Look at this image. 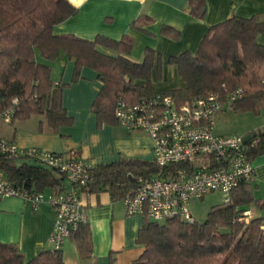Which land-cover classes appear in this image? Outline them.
<instances>
[{"label":"trees","instance_id":"16d2710c","mask_svg":"<svg viewBox=\"0 0 264 264\" xmlns=\"http://www.w3.org/2000/svg\"><path fill=\"white\" fill-rule=\"evenodd\" d=\"M189 13L202 18L205 0H188ZM78 8L69 0H0V114L12 110L9 123L38 118L50 133L71 126L73 119L62 104L64 82H54L50 63L60 55L74 64L71 81L82 67L96 72L101 87L92 103L98 124H117L114 115L120 99L136 103L154 94L151 73L155 64L160 77L159 57L146 48L140 61L130 59L133 39L124 35L114 40L102 35L84 39L72 34H55L54 27L74 16ZM152 18L144 15L131 23L147 32ZM163 34L171 33L164 25ZM264 33V14L249 18L232 16L212 25L196 52L169 57L177 67L183 87L164 91L178 104L212 91L242 89L234 112L259 114L264 108V45L257 36ZM37 56L43 60L38 61ZM224 84V88L222 85ZM15 100V101H14ZM0 122H2L0 120ZM4 123V122H2ZM41 131V130H40ZM245 145L249 160L264 154V128L251 130ZM22 160L15 164L14 160ZM0 170L10 183L31 191H60L65 177L57 170L29 158L0 155ZM153 162L120 159L89 168L80 193L106 191L113 200L132 192L139 180L159 174ZM251 206L264 210V201L254 195L252 182L234 189L230 201L212 208L203 222L170 219L157 222L145 217L137 236L143 253L132 264H264V214L245 221ZM242 218V219H240ZM84 264H90L92 242L86 223L71 235ZM0 264H66L60 249L43 250L26 261L11 243L0 242ZM109 264H116L113 257Z\"/></svg>","mask_w":264,"mask_h":264},{"label":"crops","instance_id":"0c3cea01","mask_svg":"<svg viewBox=\"0 0 264 264\" xmlns=\"http://www.w3.org/2000/svg\"><path fill=\"white\" fill-rule=\"evenodd\" d=\"M69 1L78 11L56 25L54 33L72 34L89 40L97 35L114 40L124 35L132 37L130 59L140 61L146 48L152 49L159 57V79L156 76V64L151 73V88L154 92L183 87L177 67L169 63L168 59L185 51L196 52L212 25L232 16L249 18L264 14V0H205L206 13L202 18L189 13L188 0ZM144 15L152 18V22L145 25L147 32L132 28V21ZM164 25L172 28L175 37L171 33L166 35L161 32ZM257 42L264 45V33L257 36ZM55 65L58 67L54 82L68 84L62 90V104L73 119V124L60 127L59 132L53 134L40 118H32L15 126L0 122V136L25 148L37 147L50 152L76 149L91 167L120 159L152 162V140L147 133L129 132L118 124H98L91 107L101 87L96 72L82 67L80 77L72 82L73 62L62 57L56 60ZM227 115L218 113L216 120ZM250 163L255 172L252 181L254 195L264 201V154L254 157ZM49 191L52 190L44 192ZM79 197L92 242L90 264H109L111 257L116 264H132L142 255L143 246L138 243L137 236L145 216L126 214L122 201L113 200L106 191L80 193ZM248 212V220L264 214V210H258L255 206H251ZM54 217L51 206L44 201L32 204L19 197H2L0 242L13 244L26 261L43 250L55 249L49 240ZM60 251L66 264H84L73 238L69 237Z\"/></svg>","mask_w":264,"mask_h":264},{"label":"built area","instance_id":"2783aa9c","mask_svg":"<svg viewBox=\"0 0 264 264\" xmlns=\"http://www.w3.org/2000/svg\"><path fill=\"white\" fill-rule=\"evenodd\" d=\"M241 96V88L212 91L178 104L170 95L154 92L136 103L122 99L116 102L117 124L129 132L142 131L150 136L152 162L160 168L159 174L139 180L132 192L120 199L126 214L157 222L174 218L193 222L192 202L219 192L227 203L237 186L253 181L255 172L243 136L215 132L217 114L233 113ZM11 114L12 110H6L0 120L9 123ZM0 155L29 157L64 175L62 190L38 192L12 185L0 170V198L19 197L32 204L44 201L51 206L55 217L49 240L55 249H60L86 222L78 186L86 182L91 166L76 149L50 152L25 148L2 136ZM244 215L248 221L249 212Z\"/></svg>","mask_w":264,"mask_h":264},{"label":"rangeland","instance_id":"374dc122","mask_svg":"<svg viewBox=\"0 0 264 264\" xmlns=\"http://www.w3.org/2000/svg\"><path fill=\"white\" fill-rule=\"evenodd\" d=\"M37 58L38 61L43 60L40 56H37ZM58 58H62V55ZM56 60L48 63L51 68L50 76L53 81L58 67V65H55ZM38 118L36 117L35 119ZM260 128H264V108L260 110L259 114H254L250 111H241L237 113H228L227 116L216 120V133L219 134H236L244 136L247 132ZM21 161L22 160L17 159L14 160V163L20 164ZM223 203V195L219 192H213L205 195V197L201 200H196L193 204H191L190 210L192 211V215L196 221L203 222L212 208L220 206Z\"/></svg>","mask_w":264,"mask_h":264},{"label":"water","instance_id":"95a60500","mask_svg":"<svg viewBox=\"0 0 264 264\" xmlns=\"http://www.w3.org/2000/svg\"><path fill=\"white\" fill-rule=\"evenodd\" d=\"M250 139H251V135L250 134H245L243 136V143L246 144Z\"/></svg>","mask_w":264,"mask_h":264}]
</instances>
